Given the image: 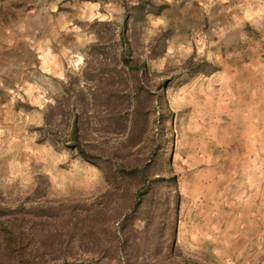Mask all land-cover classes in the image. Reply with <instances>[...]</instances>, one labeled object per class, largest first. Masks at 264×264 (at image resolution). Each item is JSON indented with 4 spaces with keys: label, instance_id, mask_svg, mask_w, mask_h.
Masks as SVG:
<instances>
[{
    "label": "rangeland",
    "instance_id": "1",
    "mask_svg": "<svg viewBox=\"0 0 264 264\" xmlns=\"http://www.w3.org/2000/svg\"><path fill=\"white\" fill-rule=\"evenodd\" d=\"M228 1L0 0V264H264V0Z\"/></svg>",
    "mask_w": 264,
    "mask_h": 264
},
{
    "label": "crops",
    "instance_id": "2",
    "mask_svg": "<svg viewBox=\"0 0 264 264\" xmlns=\"http://www.w3.org/2000/svg\"><path fill=\"white\" fill-rule=\"evenodd\" d=\"M248 0H229L226 4L231 7V10L234 9V13L232 15V21L238 22L241 13H239L240 8L244 6V2ZM198 5L201 2L195 1ZM237 31V30H236ZM261 87H264L263 84H258L256 81H251L249 83H245L243 88H239L235 90L233 96L230 98V102L233 103H243L242 104V123L246 125V134H245V141L241 143V151H242V158L245 160V163L241 165L242 171L240 173V177L238 181L243 182H256V178L259 177L261 174L260 169V160L258 158L259 154V147L258 143L256 142L257 138V126H256V118L254 116V112L257 109L258 103L264 100V94L261 92ZM231 115L236 120L240 117V110L239 108H234L231 111ZM238 123V122H237ZM237 158L233 160L236 162ZM246 164V166H245ZM245 168L243 169V167ZM251 188V187H249Z\"/></svg>",
    "mask_w": 264,
    "mask_h": 264
},
{
    "label": "trees",
    "instance_id": "3",
    "mask_svg": "<svg viewBox=\"0 0 264 264\" xmlns=\"http://www.w3.org/2000/svg\"><path fill=\"white\" fill-rule=\"evenodd\" d=\"M75 131L76 132H74V137H75V140L77 142V145H75V148L79 151L80 155L83 158L90 159L91 156L89 155V153L84 148H82L80 145L78 128H75Z\"/></svg>",
    "mask_w": 264,
    "mask_h": 264
}]
</instances>
